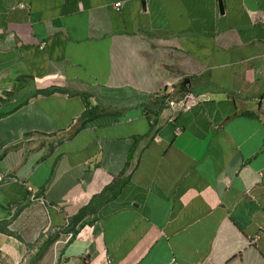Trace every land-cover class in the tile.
Segmentation results:
<instances>
[{
  "label": "crops",
  "instance_id": "obj_1",
  "mask_svg": "<svg viewBox=\"0 0 264 264\" xmlns=\"http://www.w3.org/2000/svg\"><path fill=\"white\" fill-rule=\"evenodd\" d=\"M0 264H264V0H0Z\"/></svg>",
  "mask_w": 264,
  "mask_h": 264
},
{
  "label": "built area",
  "instance_id": "obj_2",
  "mask_svg": "<svg viewBox=\"0 0 264 264\" xmlns=\"http://www.w3.org/2000/svg\"><path fill=\"white\" fill-rule=\"evenodd\" d=\"M120 2L117 3V7L120 6ZM159 95H161L166 105L173 110L174 116L170 118V121L174 122L175 118L180 112H185L193 108L194 106L200 104L204 97L202 95H197L193 93L190 90L186 91H178V87L175 82H167L158 92ZM5 97V95H3ZM89 109V108H88ZM86 109V110H88ZM78 121L77 119H73L70 125H68L67 128H65V131H70L73 126L77 125ZM181 130L180 128L176 129V134H180ZM31 201L33 203H38L40 205H44V200L41 199V197H38L34 192L31 190ZM72 236L70 233L68 236V239Z\"/></svg>",
  "mask_w": 264,
  "mask_h": 264
}]
</instances>
